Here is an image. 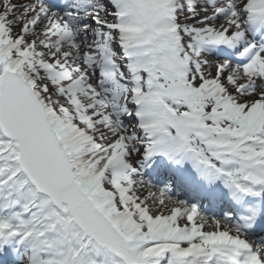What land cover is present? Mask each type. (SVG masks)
I'll return each instance as SVG.
<instances>
[{
	"label": "snow or ice",
	"instance_id": "snow-or-ice-1",
	"mask_svg": "<svg viewBox=\"0 0 264 264\" xmlns=\"http://www.w3.org/2000/svg\"><path fill=\"white\" fill-rule=\"evenodd\" d=\"M0 264H264V0H0Z\"/></svg>",
	"mask_w": 264,
	"mask_h": 264
}]
</instances>
